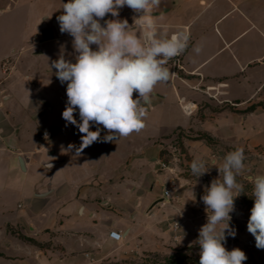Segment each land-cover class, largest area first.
I'll use <instances>...</instances> for the list:
<instances>
[{
  "label": "crops",
  "instance_id": "crops-1",
  "mask_svg": "<svg viewBox=\"0 0 264 264\" xmlns=\"http://www.w3.org/2000/svg\"><path fill=\"white\" fill-rule=\"evenodd\" d=\"M262 8L264 0H160L153 17L161 31L189 36L179 58L182 71L175 72L171 60L166 65L185 82H177L180 93L172 87L174 115L164 110L169 88L160 82L144 105L146 126L140 132L94 142L79 156L63 150L81 142L78 130L65 127L62 118L67 99L60 95L67 97L66 86L25 82L16 68L0 71V264H105L143 252L169 255V246L198 245V230L207 219L201 196L219 176L212 162L242 147L244 171L264 174V108L239 112L264 104V37L256 34L258 23L264 33ZM228 15L235 18L219 28ZM237 20L253 31L234 33ZM74 116L79 120L78 112ZM179 130L183 153H171V172L163 171L160 140L175 139ZM43 131L51 134L44 141L39 139ZM106 134L101 131V140ZM201 134L210 142L193 140ZM193 159L209 168L198 179L189 167ZM256 159L262 163L257 168ZM171 178L178 183L175 197L150 210ZM239 205L242 210L237 217L231 213L230 222L236 236H228L225 247L246 244L251 208ZM111 233L123 240L115 242ZM17 234L48 246L35 247Z\"/></svg>",
  "mask_w": 264,
  "mask_h": 264
},
{
  "label": "clouds",
  "instance_id": "clouds-1",
  "mask_svg": "<svg viewBox=\"0 0 264 264\" xmlns=\"http://www.w3.org/2000/svg\"><path fill=\"white\" fill-rule=\"evenodd\" d=\"M160 0H68L57 16L59 31L73 39L72 59L63 49L50 68L60 83L67 84V102L62 112L65 127L74 126L80 135L79 146L69 144L66 152L79 156L94 142H112L140 132L145 125L146 105L160 82L173 75L168 62L183 54L189 36L184 32L168 35L158 27L153 10ZM128 7L134 13V25L120 19V10ZM112 19H105L107 15ZM103 21V25L101 23ZM139 21L140 31H136ZM96 48L93 49L92 46ZM195 51L200 52L196 47ZM49 58H47L48 60ZM74 59V62H73ZM134 93L137 97L134 98ZM79 115V120L74 113ZM95 126V131L90 130ZM102 126V127H101ZM107 134L101 140V131ZM242 147L228 152L222 161L212 162L219 176L204 188L206 223L198 230L194 242L199 245V264H244L247 256L240 248L227 250L228 236L235 237L230 225L235 198L244 191L238 182L246 165ZM51 168L52 165H46ZM194 176L201 177L209 168L207 162L193 159L189 165ZM252 184L253 207L247 231L258 249L264 250V174L248 176Z\"/></svg>",
  "mask_w": 264,
  "mask_h": 264
},
{
  "label": "rangeland",
  "instance_id": "rangeland-1",
  "mask_svg": "<svg viewBox=\"0 0 264 264\" xmlns=\"http://www.w3.org/2000/svg\"><path fill=\"white\" fill-rule=\"evenodd\" d=\"M67 2L68 0H0V59H2L3 56H6L0 61V71L3 70L1 66L2 62L7 58L12 62L9 71L16 68L21 74L19 79L24 76L25 82L27 81L28 83L38 84V79H43L49 81H58V84H60L58 86L64 85L67 87L66 83L63 85L60 83L55 75L56 69L50 68L49 65H51V62L53 60H56L58 58L61 49L64 50L66 58L72 59V57L68 54L72 53L73 51L71 44L73 38L66 33L65 36L63 35L62 37H58L52 27L37 29L38 24L42 22L43 18H46L49 22L52 20H57V16L63 13L62 3ZM260 11L264 14V8H262ZM133 16V11L128 7H124L120 10L119 18L126 19L129 25H134ZM234 18V16L229 17L228 15L227 17L223 18V23L219 22L217 25H219V28H221ZM105 19H112V17L109 14L105 17ZM101 23L103 25V21H101ZM233 26L234 33H236L238 29V32L241 33L247 30V27L250 26V24L246 25L245 23L237 20L233 23ZM256 26V34L261 39L262 37H264L263 27L260 23L256 24ZM250 31L253 30L248 29L244 35H247L248 33H250ZM227 33H229V31H227ZM41 38H46L48 40L44 43H41L39 42ZM92 48L95 49L96 46L93 45ZM47 58L49 59L47 60ZM173 61H175V58L171 60L172 63ZM228 61L229 60L226 59V64L228 63ZM172 73L173 75L171 76V82H164L165 86L169 88L168 94L164 99V110L167 114L170 115H174L173 111L175 110L174 107L177 101L176 94L180 93L177 87V82L183 84L185 83L179 80L173 71ZM0 82H3L1 76ZM172 87L175 88V95L172 92ZM60 97L62 99H67V97H63L61 95ZM186 107L187 105L185 106V111H188L189 107ZM160 143L162 144V150H164L163 157L165 158V160L167 159V161L172 162L171 153H179V148L175 143V139L169 136L168 138H163L162 140H160ZM254 165L257 168L261 166L262 163L261 161L259 162V159H256ZM258 171L259 170H246L240 177H237V180L242 184L244 182H249L244 178L247 176H255L260 174L257 173ZM236 200L237 197L235 198V201ZM241 210L242 209L237 202L235 204V211L232 212V214L235 213V216L237 217L238 212ZM244 231L246 232L244 241H246L248 239L249 232L247 230ZM196 246L198 245H193L190 247L195 248ZM169 248L171 249V253L169 255L143 252L141 254L138 253L136 257L122 258L118 259L117 261H110L105 264H158L162 262L164 258L174 253L185 252V249L187 247L173 248L169 246ZM226 249L230 251L233 249V247L226 246ZM241 250H243L247 256V260L244 262V264H264V250L258 249L257 247L249 248L246 246V244L243 245V248H241ZM199 252L200 249H193L187 253L188 255H192L197 260H199Z\"/></svg>",
  "mask_w": 264,
  "mask_h": 264
},
{
  "label": "trees",
  "instance_id": "trees-1",
  "mask_svg": "<svg viewBox=\"0 0 264 264\" xmlns=\"http://www.w3.org/2000/svg\"><path fill=\"white\" fill-rule=\"evenodd\" d=\"M257 106H263V108H264V104L259 103V104L251 105L250 107L246 108L244 111H239V112L240 113H247V112L253 111ZM181 135H182V133L179 130L176 134L175 143L177 144V147L179 148V152L183 153L182 148H181V144H180ZM193 140H205L206 142H210L209 137L206 135H203V134L194 137ZM160 155L161 156L164 155V150L161 151ZM251 196H252V186L250 184H245L244 185V191H243V193H241L240 196H238V198L240 201L239 203L241 205H243L246 209H250L253 207L254 200L251 198ZM17 237L19 240H21L25 243H28L30 245H33L35 247H38V248H44V247L48 246V244H40V243L35 242L34 240L27 238L21 234H17ZM227 243H228V241H226L225 244H227ZM193 249H200V247L199 246H196L195 248L194 247H187L185 249V252L174 253V254L164 258L163 261L158 263V264H199V260H197L192 255H188V253H187ZM0 256H2V254H0Z\"/></svg>",
  "mask_w": 264,
  "mask_h": 264
},
{
  "label": "built area",
  "instance_id": "built-area-1",
  "mask_svg": "<svg viewBox=\"0 0 264 264\" xmlns=\"http://www.w3.org/2000/svg\"><path fill=\"white\" fill-rule=\"evenodd\" d=\"M179 58H180V55L178 57H175V61H173L172 63V66H173V70L176 72L177 70H181V66L179 64ZM11 61L10 59H5L3 62H2V68H3V72L6 73L9 71L10 67H11ZM51 137V134L49 131H43L40 136H39V139L40 140H47L48 138ZM177 154V153H175ZM160 169L163 170V171H167V172H171L169 170V161L165 160V158L163 157V162L160 164ZM178 191V183H177V179L176 178H171L169 179L167 182H166V188L163 190V193H162V197L164 200H171L175 197V194L177 193ZM174 231H176L177 229V225H174ZM110 238L112 240H114L115 242H120L123 240V238L121 237L120 234H114V233H111L110 234ZM246 246L249 247V248H255L256 245H255V239L254 237L249 233L248 234V239L246 240Z\"/></svg>",
  "mask_w": 264,
  "mask_h": 264
},
{
  "label": "water",
  "instance_id": "water-1",
  "mask_svg": "<svg viewBox=\"0 0 264 264\" xmlns=\"http://www.w3.org/2000/svg\"><path fill=\"white\" fill-rule=\"evenodd\" d=\"M48 27H52L54 29V31L56 32L58 37H61L62 34L59 31V24L57 20H52V21H47L46 18L42 19V22H40L37 26V29H44V28H48ZM191 110V108L186 111L189 112ZM4 143L6 144V146L11 149V150H15L16 149V145L14 144V142L12 140H5ZM52 164V163H50ZM47 165V164H46ZM164 201L163 198L158 199L156 201H154L151 206H150V210L156 206H158L159 204H161Z\"/></svg>",
  "mask_w": 264,
  "mask_h": 264
}]
</instances>
